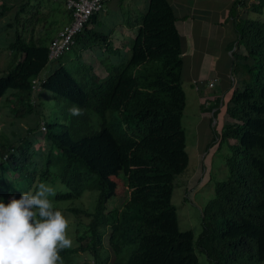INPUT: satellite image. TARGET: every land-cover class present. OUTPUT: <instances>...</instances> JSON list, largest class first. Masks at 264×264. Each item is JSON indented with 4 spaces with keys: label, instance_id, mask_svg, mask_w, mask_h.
I'll return each mask as SVG.
<instances>
[{
    "label": "trees",
    "instance_id": "16d2710c",
    "mask_svg": "<svg viewBox=\"0 0 264 264\" xmlns=\"http://www.w3.org/2000/svg\"><path fill=\"white\" fill-rule=\"evenodd\" d=\"M53 1L22 0L8 7L0 0V20L7 21L5 50L18 57L0 73V100L11 105L16 119L32 115L37 126L39 118L45 126L39 137L29 128L26 137L0 144V202L34 191L42 182L57 181L65 188L53 196L56 202L95 192L89 210L67 209L84 233L76 237L77 246L60 252L63 264H199L196 251L210 264H263L264 21L246 17L237 24L239 45L246 52L238 60L248 80L234 89L224 108L225 124L214 142L221 146L234 140L226 159L228 176L215 183L214 197L202 210L203 232L194 242L191 231L179 230L171 201L174 181L187 169L189 156L182 127V41L170 4L148 0L133 21L135 36L121 49L112 47L108 35L88 28L94 14L71 49L98 47L114 60L103 61V78L91 65L77 79L57 64L40 91L65 105L43 117L32 86L50 64L48 46L59 28L52 14L61 8ZM263 9L264 0H258L251 11ZM235 11L234 6L232 16ZM66 17L70 23L67 11ZM73 108L80 114L73 115ZM89 112L104 123L98 131L92 130ZM110 112L116 114L108 117ZM40 140L44 153L35 148ZM119 182L128 196L120 209L108 211Z\"/></svg>",
    "mask_w": 264,
    "mask_h": 264
},
{
    "label": "crops",
    "instance_id": "0c3cea01",
    "mask_svg": "<svg viewBox=\"0 0 264 264\" xmlns=\"http://www.w3.org/2000/svg\"><path fill=\"white\" fill-rule=\"evenodd\" d=\"M22 0H3L6 6L19 5ZM175 16V27L182 41V88L186 96L188 94L199 104L200 116L203 121L211 122V128L222 126L225 120L224 108L228 103L232 92L240 88L244 81L248 80L241 62L238 60L245 55V49L239 45L237 24L241 18L258 19L260 14L252 12L253 4L258 0H167ZM32 3L35 0H31ZM52 5L60 7L61 11H54L53 19H58L56 33L67 24L66 9L64 4L57 5L63 0H54ZM241 2V3H240ZM148 0H109L103 12L96 16L95 23L89 25V29L96 31L101 28L108 35L109 42L114 49L122 48L135 36L136 27L132 26L137 16L145 11ZM51 2L46 3L47 9ZM236 7L234 15H231L233 7ZM52 16L48 18V22ZM260 17V16H259ZM6 20H0V49L5 50ZM4 35V36H2ZM97 61L109 59L104 49L93 47ZM90 49L89 51H91ZM13 57V53L7 51ZM99 55V57H98ZM100 55L102 56L100 58ZM98 57V58H97ZM103 58V59H102ZM113 59V58H111ZM12 60V58H11ZM114 60V59H113ZM58 60L52 62V69L57 67ZM47 66V67H48ZM94 66V65H93ZM94 74L103 78L96 72ZM46 77L44 76L43 80ZM38 80L41 81L40 76ZM217 80L212 88L208 84ZM201 159L204 160L206 150H200Z\"/></svg>",
    "mask_w": 264,
    "mask_h": 264
},
{
    "label": "rangeland",
    "instance_id": "374dc122",
    "mask_svg": "<svg viewBox=\"0 0 264 264\" xmlns=\"http://www.w3.org/2000/svg\"><path fill=\"white\" fill-rule=\"evenodd\" d=\"M258 19L264 21V9L263 13L258 15ZM96 31L105 33L101 28H97ZM112 47L115 48L116 46L114 47L112 43ZM1 49L0 73L3 74L15 64L18 57H12L7 51H1ZM78 53H80L82 57H77ZM97 53L98 52L94 49L91 51L88 49L86 51L78 52V49L70 48L62 55L57 64H63L74 76H76L77 79L83 74L84 69L90 65H94L96 72L103 76L104 68L101 60L99 59L97 61L96 59ZM101 57L102 56L100 55V58ZM111 58L112 56L109 59H106L105 62L111 60ZM51 69L52 65H49L44 71H42L40 75L41 80H43L44 76L46 77L51 73ZM41 94V91L37 92L36 97L39 99L35 100V104L39 106L38 110L43 117L52 116L54 112L59 111L61 106L65 105L63 101H57L48 92L44 91L43 94ZM90 113L91 112H89V114ZM115 114V112H110L107 116L110 117ZM91 119L93 131H98L101 128V125L104 124L101 118L93 113H91ZM39 120L37 126L38 120L32 115L26 118L23 117L21 120L16 119L13 117L11 105L8 104L5 98L1 99L0 144L8 145L9 142L16 141V138L26 137L28 134L26 130L29 128L33 129V136L39 137L40 131L44 132L42 130V126H44L43 119L39 118ZM111 124L112 121L110 120L105 123L107 127H110ZM224 124L225 122L223 121L222 126ZM222 126L217 125L216 127L211 128V122L206 123L205 120L203 121L200 116L198 102L193 100L188 94L187 104L182 116V127L186 137V152L189 156V164L185 172L178 176L174 181L171 201L176 211L179 230L181 232L191 231L193 233L194 242L198 240L203 232L202 210L214 197L215 183L226 180L228 176L226 159L231 154L230 146L234 143V140H224L221 146L216 140L214 142V139H220ZM41 141L42 140L37 141L35 148H40L42 150L41 147H44V142ZM203 148L206 150L204 160L201 159L200 154V150L202 151ZM42 151L44 153L45 149ZM47 184L54 188L55 194L59 191H65V188L57 181L54 184ZM92 195L95 197V192H87L81 199L73 202H56L53 199V196L49 197L54 203V208L61 209L63 215L69 220L68 235L74 240L73 246H77L76 237L82 235L84 229L76 224V222H79L80 220L72 216L67 209L76 207L89 210L93 204ZM127 196L128 193L125 186L122 182H119L117 186V196L107 203V210L111 211L115 208L120 209ZM75 225H77V228L79 229L78 232L74 229ZM104 244L107 245V238H105ZM196 254L199 264H210L203 253L196 251ZM124 256L127 255L124 254ZM76 260L79 262L81 259L76 258Z\"/></svg>",
    "mask_w": 264,
    "mask_h": 264
},
{
    "label": "clouds",
    "instance_id": "9594fccd",
    "mask_svg": "<svg viewBox=\"0 0 264 264\" xmlns=\"http://www.w3.org/2000/svg\"><path fill=\"white\" fill-rule=\"evenodd\" d=\"M54 195V188L42 182L34 191L0 202V264H63L60 252L74 240L68 235L69 220L49 199Z\"/></svg>",
    "mask_w": 264,
    "mask_h": 264
},
{
    "label": "built area",
    "instance_id": "2783aa9c",
    "mask_svg": "<svg viewBox=\"0 0 264 264\" xmlns=\"http://www.w3.org/2000/svg\"><path fill=\"white\" fill-rule=\"evenodd\" d=\"M109 0H63L66 11L70 14L71 22L59 30L48 46V62H56L74 45L75 37L83 31L85 25L94 14L103 12ZM45 80V79H44ZM44 80H34L33 90L39 92ZM217 80L208 84L212 88ZM42 130L45 127L42 126Z\"/></svg>",
    "mask_w": 264,
    "mask_h": 264
}]
</instances>
